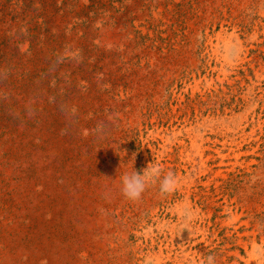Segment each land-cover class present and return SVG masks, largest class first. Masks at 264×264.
<instances>
[{"label":"rangeland","instance_id":"obj_1","mask_svg":"<svg viewBox=\"0 0 264 264\" xmlns=\"http://www.w3.org/2000/svg\"><path fill=\"white\" fill-rule=\"evenodd\" d=\"M210 255L264 264V0H0V264Z\"/></svg>","mask_w":264,"mask_h":264},{"label":"clouds","instance_id":"obj_2","mask_svg":"<svg viewBox=\"0 0 264 264\" xmlns=\"http://www.w3.org/2000/svg\"><path fill=\"white\" fill-rule=\"evenodd\" d=\"M151 164V163H150ZM147 166L140 174L137 171H132L130 174H125L121 177V194L124 198L131 202H136L141 199L143 193L148 186L149 177L156 178L160 176L161 170L158 167ZM178 180L174 171H168L163 175V178L159 180V193L163 196L173 192L177 186ZM188 214V210H185V215ZM259 255L261 248L257 246L255 249ZM206 264H216L214 256H208Z\"/></svg>","mask_w":264,"mask_h":264},{"label":"bare ground","instance_id":"obj_3","mask_svg":"<svg viewBox=\"0 0 264 264\" xmlns=\"http://www.w3.org/2000/svg\"><path fill=\"white\" fill-rule=\"evenodd\" d=\"M263 15V14H262ZM224 41V40H223ZM216 42V41H215ZM212 53V52H211ZM188 226V225H187Z\"/></svg>","mask_w":264,"mask_h":264}]
</instances>
